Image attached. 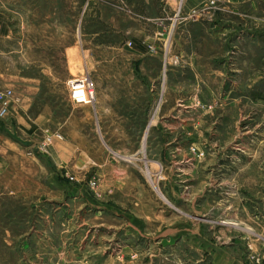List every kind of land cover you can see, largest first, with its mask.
I'll return each instance as SVG.
<instances>
[{"label":"rangeland","instance_id":"rangeland-1","mask_svg":"<svg viewBox=\"0 0 264 264\" xmlns=\"http://www.w3.org/2000/svg\"><path fill=\"white\" fill-rule=\"evenodd\" d=\"M185 2L0 0L47 113L0 118V264H264V0ZM85 75L102 115L70 101ZM124 109L140 133L116 130ZM83 132L92 164L66 158Z\"/></svg>","mask_w":264,"mask_h":264},{"label":"crops","instance_id":"crops-1","mask_svg":"<svg viewBox=\"0 0 264 264\" xmlns=\"http://www.w3.org/2000/svg\"><path fill=\"white\" fill-rule=\"evenodd\" d=\"M205 0H186V5H199L203 3ZM2 18L0 17V88L2 87L3 90L10 89V86H15L19 87L17 91H19V94H14L16 96V101L19 103L18 108H12L13 113H16V117H19L20 121H22V125L24 128H26V125L28 124V121H30L34 126H39V122L43 120V118L46 116L47 113H45V116L43 113L38 115L34 120H32L28 114L32 102L35 100V97L37 96V93L41 92V87H42V64L40 61V65H38V70H39V76L37 77L36 75L34 76H29V75H24L23 74V69L20 67L21 64L25 66V69L30 68L32 64V59L29 58V53L32 50V47L27 45V40H28V35H26L25 32H20L17 30H12L8 26H3L2 25ZM30 42V38H29ZM36 44L33 45L35 47ZM204 52V50H203ZM18 58L17 60H15ZM14 72H11V71ZM34 70L37 71V61L34 60ZM20 86L25 87V89L21 90ZM146 89L148 90V86H146ZM2 91V90H1ZM13 91V90H12ZM148 92V91H147ZM128 97L127 95H124V98ZM15 100V96H14ZM146 105L144 110H141L144 115H142V119H145L148 127V122L150 123L151 119L150 116L153 115V110L152 114L149 116V106L150 109L152 107L153 109V100L149 99L147 97L145 101ZM93 106V105H92ZM96 114L102 115V110L104 109L102 101L100 96L96 95ZM74 108H89L91 105H75L73 104ZM129 108V107H128ZM127 109H124V114L120 116L121 120L118 123L116 130L119 131L120 133H124L126 135L128 134H138L140 133V130L137 128H134L136 123L138 121L132 120V118H135L132 113H127ZM146 111V112H145ZM101 112V113H100ZM14 115V114H13ZM153 117V116H152ZM30 118V119H29ZM69 119V118H68ZM150 119V121H149ZM137 120V119H136ZM153 127V121H151L150 124ZM99 136L100 140H104L105 136L107 134L106 128L103 131L101 127H99ZM115 130V131H116ZM94 132V130L92 131ZM92 134V133H91ZM98 140L99 148L105 147L104 144H102ZM79 143V144H78ZM95 142L93 139L89 138V135H87L86 132H83V137L81 141H68L66 143V150L68 153L66 154V158L68 159H75L77 157V151L82 150L85 151L86 153H89L88 151H92L95 149ZM13 144H19L18 142H15ZM132 145H130V149H138V142L135 140V144L133 146V142H131ZM9 145H11L9 143ZM22 147H25L21 144ZM120 148L124 149V145L121 146ZM70 151V152H69ZM91 155V154H90ZM79 158H83L86 161H83L85 164H90L92 162V159L90 156L86 155L85 153L81 155H78ZM88 160V161H87ZM92 164V163H91ZM101 164V163H100ZM107 163H104L106 165ZM101 211H106L107 213L115 215V217H120L121 219L129 222V217H126L124 213L118 211L117 209H112L107 206H102L100 207Z\"/></svg>","mask_w":264,"mask_h":264},{"label":"built area","instance_id":"built-area-1","mask_svg":"<svg viewBox=\"0 0 264 264\" xmlns=\"http://www.w3.org/2000/svg\"><path fill=\"white\" fill-rule=\"evenodd\" d=\"M67 88L70 101L75 105H92L96 101L95 83L88 75L69 80ZM13 104L14 92L10 89L0 91V118L11 113Z\"/></svg>","mask_w":264,"mask_h":264},{"label":"water","instance_id":"water-1","mask_svg":"<svg viewBox=\"0 0 264 264\" xmlns=\"http://www.w3.org/2000/svg\"><path fill=\"white\" fill-rule=\"evenodd\" d=\"M8 135L15 140L16 142L22 144L25 147H31L32 146V142L28 141V140H24L21 136H19V134L16 131H7ZM36 151L38 152L39 149H36Z\"/></svg>","mask_w":264,"mask_h":264},{"label":"trees","instance_id":"trees-1","mask_svg":"<svg viewBox=\"0 0 264 264\" xmlns=\"http://www.w3.org/2000/svg\"><path fill=\"white\" fill-rule=\"evenodd\" d=\"M144 52V51H143Z\"/></svg>","mask_w":264,"mask_h":264}]
</instances>
